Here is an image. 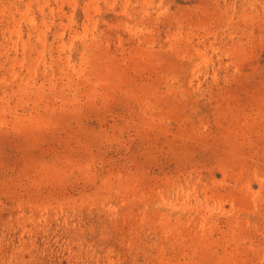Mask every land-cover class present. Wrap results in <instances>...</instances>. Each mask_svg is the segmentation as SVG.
Listing matches in <instances>:
<instances>
[{"label": "rangeland", "instance_id": "obj_1", "mask_svg": "<svg viewBox=\"0 0 264 264\" xmlns=\"http://www.w3.org/2000/svg\"><path fill=\"white\" fill-rule=\"evenodd\" d=\"M0 264H264V0H0Z\"/></svg>", "mask_w": 264, "mask_h": 264}]
</instances>
